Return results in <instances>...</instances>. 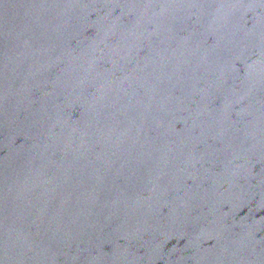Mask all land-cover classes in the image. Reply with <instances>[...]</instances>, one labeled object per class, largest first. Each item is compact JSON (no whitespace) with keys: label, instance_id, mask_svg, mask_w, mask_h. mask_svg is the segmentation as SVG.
Listing matches in <instances>:
<instances>
[{"label":"water","instance_id":"water-1","mask_svg":"<svg viewBox=\"0 0 264 264\" xmlns=\"http://www.w3.org/2000/svg\"><path fill=\"white\" fill-rule=\"evenodd\" d=\"M0 264H264V0H0Z\"/></svg>","mask_w":264,"mask_h":264}]
</instances>
